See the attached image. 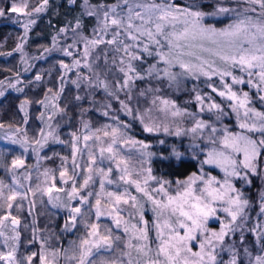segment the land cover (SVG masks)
Segmentation results:
<instances>
[{
  "label": "snow or ice",
  "instance_id": "snow-or-ice-1",
  "mask_svg": "<svg viewBox=\"0 0 264 264\" xmlns=\"http://www.w3.org/2000/svg\"><path fill=\"white\" fill-rule=\"evenodd\" d=\"M79 6L80 15L57 29L52 47L33 57L46 59L59 50L70 58L60 61L58 85L48 87L43 99L25 97L18 108L27 125V108L40 105L44 111L38 119L45 126L30 137L27 128L6 129L0 122V141L31 151L37 160L35 183L22 156L3 165L11 180L0 178V264H264V188L254 222L246 192L253 178L264 185V0H80ZM49 7L50 0L35 5L12 0L0 7V17L16 13L13 22L23 28L15 48L0 51V57L19 54L28 63V33ZM85 16L94 20L90 33ZM226 18L231 22L224 23ZM201 77L221 102L197 91L199 112H192L163 94L166 88L179 90L185 79ZM42 80L36 74L25 82L20 71H13L0 79V97L9 89L23 93ZM67 83L93 97L102 92L107 102L97 110L111 122L94 128L82 119L67 142L70 158L60 156L57 169L41 170L40 161L52 158L41 155L43 150L66 143L56 118L68 114L60 103ZM84 99L77 94L73 102L79 106ZM226 109L238 130L223 123ZM204 113L215 119H205ZM137 121L146 133L188 138V144L181 149L160 138L153 150L131 134ZM190 161L196 171L181 174ZM44 196L53 208L67 211L62 231L82 224L84 234L64 248L52 242V234L25 224L32 232L27 244L39 249L22 252L18 214L27 207L34 215L37 199L43 204ZM212 221L218 230L210 227Z\"/></svg>",
  "mask_w": 264,
  "mask_h": 264
},
{
  "label": "trees",
  "instance_id": "trees-1",
  "mask_svg": "<svg viewBox=\"0 0 264 264\" xmlns=\"http://www.w3.org/2000/svg\"><path fill=\"white\" fill-rule=\"evenodd\" d=\"M93 2H98V0H93ZM180 2V0H178ZM37 0H30L31 5H35ZM80 0H77L76 5H69L67 0H60V2H55V0H50V7L46 13H41L36 24L31 28L28 33L27 43L24 45V51L27 56L30 58V65H34L29 70V73L25 74L21 70V63L19 54H14L12 57H0V79H4L6 76H12L13 71H20L21 78L27 82L29 80L34 81L36 74L43 76V80L40 82H35L34 84H29L25 88L23 93H17L13 90L6 92L4 97H0V122L5 124V128H8L9 125L12 127L22 126L27 128L28 135L31 137L36 134L41 128V121L38 119L41 109L40 105L33 103L27 109L29 114L28 124L23 125L22 117L23 113L19 112L20 102L27 97L33 101L37 99H43L44 94L48 87L57 86L58 76L61 74L60 61L69 62L70 58L64 57L59 50H53L51 55H48L46 59H33L34 56H37L43 53L44 48L52 47L53 37L57 34V29L63 27L68 21H73L77 16L80 15L82 9L80 8ZM2 7H7L6 1H4ZM18 15V14H17ZM15 13L9 12L8 16L0 17V51H12L16 44L18 43V37L22 36L23 29L20 24L14 23L13 20L17 17ZM9 17H12L10 19ZM83 22L85 26V32L90 33L94 27V20L85 16L83 17ZM59 39V38H58ZM70 40H60V44L70 43ZM8 69V70H6ZM69 77L75 78L74 73H69ZM115 75H119L116 73ZM137 84L140 87L144 86L143 82L138 81ZM80 94L84 96L85 99L81 102L74 103V97ZM167 98L174 100L177 105L185 107L187 109H194L196 104L191 100V94L183 88L176 90L175 86L173 88H166L165 92ZM93 99L96 102V106H92ZM101 99H104L102 92H96L94 97L86 92L83 88L78 90L71 83L65 84V91L61 97L60 103L62 106H66L68 109L67 116L61 118L57 117L59 123L58 132L60 138L66 141L65 144H50L47 146L41 155H47L52 157L51 159L43 160L42 162L45 165H50L57 167L61 163L60 156H69L71 154V149L68 146L67 142L70 140V133L81 129V120H86L91 123L95 128L100 124L106 121V118L99 114L97 108L100 105ZM114 107L118 108L119 105L115 101L112 102ZM81 109L84 110L83 116L81 115ZM121 119L129 120L130 118L121 114ZM132 132L136 136H141L144 140L148 141L153 150L158 149L157 141L160 138L168 140L169 143H175L181 147H186L188 144V139H181L177 137H164L163 135H155L145 133L139 126L138 121L134 122ZM6 148L12 149L10 152H5ZM0 153H3V157L0 158V178L9 181V175L6 174L5 168L3 165H10L11 159L17 155L19 152L12 147L0 146ZM57 153L58 155H53ZM196 162H188L187 167H181V174H190L192 171H196V168L193 167ZM157 168L160 167L159 164L156 165ZM166 171V170H165ZM171 179L183 178L181 176H170ZM80 179V178H78ZM43 199V204L37 199V206L35 209L34 215L30 216L28 214L27 207L24 211L20 212L18 215L21 218V251L30 249V251H36L37 245L32 244L28 245L27 241L31 238L32 232L29 229L28 231L24 230V225H34L38 227L41 232H44L46 235L52 234L54 236L53 243L58 244L64 248L69 247L71 241L77 240L80 236L84 234L83 225H78L77 230L73 231H62L64 227L63 222V209L52 208L46 202L45 198ZM87 218V217H86ZM109 223V221H105ZM47 230V231H45ZM0 246H2V239H0ZM6 250V249H5ZM107 255V254H105ZM63 264V261H61Z\"/></svg>",
  "mask_w": 264,
  "mask_h": 264
},
{
  "label": "rangeland",
  "instance_id": "rangeland-1",
  "mask_svg": "<svg viewBox=\"0 0 264 264\" xmlns=\"http://www.w3.org/2000/svg\"><path fill=\"white\" fill-rule=\"evenodd\" d=\"M4 1H6V3H7V5H9L11 2H12V0H0V7H2V5H3V3H4ZM55 2H60V0H55ZM16 14V13H15ZM17 15V14H16ZM229 22H231L230 20H228L227 18L225 19V21H224V23H229ZM23 29V28H22ZM22 35H23V33H22ZM55 36H56V34H55ZM27 58H28V63H30V58L27 56ZM21 63V65H22V67H21V70L23 71V73H25V74H27V73H29V70H30V68H29V70L27 71V72H24V69L26 68V67H28V65H30V64H24V63H22L21 62V59H20V61H19V64ZM215 79V78H214ZM218 82V81H217ZM183 88L184 90H187L188 92H190V94H191V100L193 101V103L194 104H196V106H195V108L194 109H188L189 111H192V112H199V105L197 104V102L195 101V95H196V92L198 91V92H200L202 95H207V94H211L214 98H215V100L217 101V102H221V98L220 97H218V96H216L215 95V93H211V90L209 89V88H207L206 86H205V82H204V78L203 77H201V79L200 80H192V79H185L181 84H180V86H179V88ZM193 89H196V91H193ZM10 90V89H9ZM9 90H7V91H9ZM6 91V92H7ZM14 91V90H13ZM105 102H107V101H105L104 99H101V101H100V104H102V103H105ZM21 103V102H20ZM206 103H207V101H206ZM222 103H224L225 105L227 104V102L226 101H224V102H222ZM20 105V104H19ZM145 105H141V107H144ZM179 106V105H178ZM257 106L258 107H260V105H259V103L257 102ZM29 108V107H28ZM27 108V109H28ZM41 109H43L42 107H41ZM227 111H229V116L228 117H225L224 118V120H223V123L225 124V125H228L230 128H232L233 130H238L237 128H236V120H235V117H234V115H231V112H230V109H226ZM42 111H44V109L42 110ZM121 115V114H120ZM203 115V117L205 118V119H215V117L214 116H212L211 114H209V113H204V114H202ZM111 121H108L107 119H106V121L104 122V123H110ZM104 123H102V124H104ZM139 123V122H138ZM101 125V124H100ZM99 125V126H100ZM45 125L41 122V128L42 127H44ZM98 126V127H99ZM139 126L141 127V129L143 130V128H142V126L140 125V123H139ZM185 126H187V125H185ZM7 129V128H6ZM146 133V132H145ZM131 134L136 138V139H139V140H142V141H144V142H146V143H149L148 141H146V140H144V138H142L141 136H136V135H134L133 134V132H132V129H131ZM3 135V133H2V131H0V136H2ZM156 135V134H155ZM161 135H163V134H160L159 136H161ZM185 139H188V138H185ZM150 144V143H149ZM151 145V144H150ZM0 146H7V147H12L13 149H15V150H17L18 152H19V155H17V156H22V158H24L25 159V166L26 167H28L30 170H32V172H33V183H35L36 182V172H35V167H36V165H37V160H36V157H35V155L31 152V151H29L28 153H23L22 152V149H20L18 146H16V145H10V144H8L7 142H4V141H0ZM183 148H185V147H183ZM182 148V149H183ZM85 159H86V157H85ZM43 161V160H42ZM42 161H40V169L41 170H43L44 168H49V169H57L59 166H60V164H58L57 165V167H53V166H50V165H45ZM69 163H70V159H69ZM211 171V173L213 174V175H219V170H217V169H211L210 170ZM79 178V177H78ZM10 180H11V177L9 176V181L8 182H10ZM81 182H82V180H81ZM238 186H240L239 185V183H238ZM109 187H111V186H109ZM262 188H264V185H262L261 184V181L260 180H258V179H256V178H253V185H252V187L251 188H247L246 189V192H247V194H248V196L251 198V200H252V204H253V206L251 207V209L249 210L250 211V215H251V217H252V220H253V222L257 219V213L259 212V204H258V195H259V192L261 191V189ZM97 190H98V185H97ZM43 198H45V200H46V202L48 203V201H47V196H44ZM38 200H39V198H38ZM26 203V202H25ZM49 206L50 207H52L50 204H49ZM53 208V207H52ZM63 215V222L65 223V220H66V218H67V216H68V213H67V211H63V213H62ZM220 215L221 216H223V213H220ZM148 216L150 217L151 216V213H149L148 214ZM210 227H213L214 228V230H218V228H219V225L216 223V222H214V221H212V222H210ZM40 234H42V235H45V236H47L44 232H40ZM248 239L249 240H252V237L251 236H249L248 237ZM37 245V250L39 249V245L38 244H36ZM36 250V251H37ZM34 252V251H33ZM225 259H227V256H226V254H225Z\"/></svg>",
  "mask_w": 264,
  "mask_h": 264
}]
</instances>
